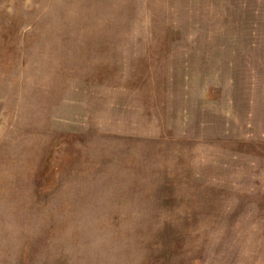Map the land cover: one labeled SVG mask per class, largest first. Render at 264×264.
<instances>
[{
	"label": "rangeland",
	"instance_id": "rangeland-1",
	"mask_svg": "<svg viewBox=\"0 0 264 264\" xmlns=\"http://www.w3.org/2000/svg\"><path fill=\"white\" fill-rule=\"evenodd\" d=\"M0 264H264V0H0Z\"/></svg>",
	"mask_w": 264,
	"mask_h": 264
}]
</instances>
